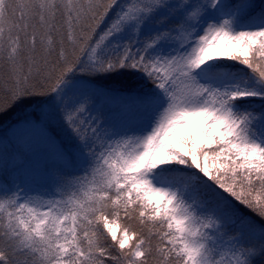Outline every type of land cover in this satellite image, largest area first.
<instances>
[{
	"label": "snow or ice",
	"instance_id": "snow-or-ice-1",
	"mask_svg": "<svg viewBox=\"0 0 264 264\" xmlns=\"http://www.w3.org/2000/svg\"><path fill=\"white\" fill-rule=\"evenodd\" d=\"M33 103L82 174L0 189V264H264V0H0V112Z\"/></svg>",
	"mask_w": 264,
	"mask_h": 264
},
{
	"label": "rangeland",
	"instance_id": "rangeland-1",
	"mask_svg": "<svg viewBox=\"0 0 264 264\" xmlns=\"http://www.w3.org/2000/svg\"><path fill=\"white\" fill-rule=\"evenodd\" d=\"M228 2H248L259 5L262 3V0H228ZM97 83L104 85V88H111L116 90H125L124 87H127V85H125L124 83H117L109 80H99L97 82L96 80H93L91 83H89L90 85H92L91 87H89V89L100 88L97 86ZM76 84L77 86H80L82 82H78ZM75 92L76 94H79V90ZM94 104L96 108L103 111L105 115L116 113V111L112 110L111 106H109V99L106 97L100 96L98 98H94ZM116 107L118 108V106ZM45 108H47V106H45ZM12 111H15V113H13V116H11L12 121H14L12 123H10L9 121L8 123L2 124L0 126V138H3L1 135L5 133L4 130L10 132V135L7 138L13 139L15 135H21L23 131V125L22 122H18L19 119H22L23 122H27L32 116L33 122L36 123V125L34 123L30 124L32 127L35 126L36 128L40 127L42 121L46 122V124L50 126H55L57 123V120L43 115L41 113V109L36 107L34 103L25 107V109L18 106V108L11 110V112L6 113V115L9 116V114H12ZM95 114L96 112H93V115ZM117 127L120 128L121 125L117 124ZM60 128L61 126L59 127V129ZM67 143H69V141ZM16 148L24 157V164L18 165L16 167L18 174H12L4 169V167L7 168L4 163H8V158L4 157L3 164L0 160V180L1 182H3L4 179L6 181L15 182V184H18L19 188L23 189L24 192L29 196H31L30 193H32V190L29 188L31 184L36 185V188H38L41 184L54 185L60 188V181L62 179H71L74 176L62 170V166L56 160H51V156L46 154L44 150L41 149V145L39 143H33L32 147L29 145H23L16 146Z\"/></svg>",
	"mask_w": 264,
	"mask_h": 264
},
{
	"label": "trees",
	"instance_id": "trees-1",
	"mask_svg": "<svg viewBox=\"0 0 264 264\" xmlns=\"http://www.w3.org/2000/svg\"><path fill=\"white\" fill-rule=\"evenodd\" d=\"M256 12H259V9H256ZM138 79H139L138 77L131 78V77L121 76V77H116L109 81L124 83L125 85H127V87H124V89L127 90L131 87L138 86L137 83ZM91 86L92 85H90L87 82H82L80 86H77V84H69V88L73 91H77L85 87L89 88ZM97 86L100 88H104V85L99 83H97ZM71 94L72 93L70 92V95ZM108 99H109V106H111L112 110L117 112L118 108L116 106L119 107L117 101L111 98ZM16 108H18V106H14L6 112H0V126L2 124L8 123L9 121L10 123L14 121V120L12 121L11 116H13V113H15V111H12V114H9V116H7L6 113L11 112V110H14ZM23 108L25 109V107ZM110 115H114V113ZM29 121L31 122V124L34 123L32 116L27 122H23L22 119L18 120V122H22L23 125L22 126L23 131L21 135L19 136L15 135L13 139L7 138L10 135V132L7 130H4L5 133L1 135L3 137L0 138L1 163L3 164L4 157L8 158V163L7 162L4 163V165H6L7 168L4 167V169L12 174H18L16 167L18 165L24 164L25 159L20 154L16 146L29 145L32 147L33 143H39L41 145V149H43L46 154L51 156V160L53 161L56 160L62 166V170L68 172L70 175H74V176L81 175L82 173L80 169L69 159H67L64 155H62L60 151H58V149L60 148H66L68 146L67 142L69 141V137H66L68 136V134L65 131L64 127L62 126V124H60L57 121L55 126H50L46 124V122L42 121L40 127L36 128L35 126L32 127L31 124L28 123ZM34 124L36 125V123ZM60 126L61 128L59 129ZM41 129L43 130L42 132ZM17 187L19 186L18 184H15V182L6 181L5 179L3 182H1L0 180V189H11L12 191H16ZM29 188L32 190L31 191L32 193H30V195L34 199L42 198L43 200L53 198V194L56 193L59 189V187L49 184H41L38 188H36V185L31 184ZM242 210L245 211L246 214H250L247 212L246 209H242Z\"/></svg>",
	"mask_w": 264,
	"mask_h": 264
}]
</instances>
